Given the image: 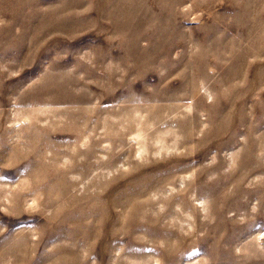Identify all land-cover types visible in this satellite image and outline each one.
<instances>
[{
	"label": "rangeland",
	"instance_id": "obj_1",
	"mask_svg": "<svg viewBox=\"0 0 264 264\" xmlns=\"http://www.w3.org/2000/svg\"><path fill=\"white\" fill-rule=\"evenodd\" d=\"M0 264H264V0H0Z\"/></svg>",
	"mask_w": 264,
	"mask_h": 264
}]
</instances>
